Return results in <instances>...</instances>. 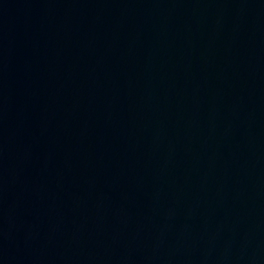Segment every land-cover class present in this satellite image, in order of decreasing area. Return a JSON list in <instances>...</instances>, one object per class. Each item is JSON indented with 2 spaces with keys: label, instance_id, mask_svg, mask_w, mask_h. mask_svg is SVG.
Here are the masks:
<instances>
[{
  "label": "water",
  "instance_id": "obj_1",
  "mask_svg": "<svg viewBox=\"0 0 264 264\" xmlns=\"http://www.w3.org/2000/svg\"><path fill=\"white\" fill-rule=\"evenodd\" d=\"M0 264H264V0H0Z\"/></svg>",
  "mask_w": 264,
  "mask_h": 264
}]
</instances>
